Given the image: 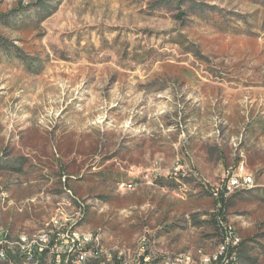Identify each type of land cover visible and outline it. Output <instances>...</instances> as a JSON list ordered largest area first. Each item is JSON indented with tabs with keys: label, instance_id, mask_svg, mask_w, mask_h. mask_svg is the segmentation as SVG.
Wrapping results in <instances>:
<instances>
[{
	"label": "rangeland",
	"instance_id": "obj_1",
	"mask_svg": "<svg viewBox=\"0 0 264 264\" xmlns=\"http://www.w3.org/2000/svg\"><path fill=\"white\" fill-rule=\"evenodd\" d=\"M228 170L255 184L222 203ZM59 219L130 264L226 229L264 264V0H0V229Z\"/></svg>",
	"mask_w": 264,
	"mask_h": 264
},
{
	"label": "built area",
	"instance_id": "obj_2",
	"mask_svg": "<svg viewBox=\"0 0 264 264\" xmlns=\"http://www.w3.org/2000/svg\"><path fill=\"white\" fill-rule=\"evenodd\" d=\"M229 170L227 171V181L224 186H221L220 201L222 198L229 197L232 191L240 187L255 184L254 177H244L242 170H240L238 178H230ZM183 175H187V173H183ZM46 231H53V238L43 237L37 241L28 240L27 246L15 245L11 235L4 236L0 242V258H4L5 249L17 248V256L8 258V264H18L19 252H28L32 260L43 259V264H104V262H89L90 248L92 245H97L95 241L88 242V249H80L77 246L75 220L59 219L52 221V225H49ZM224 235L226 252L221 258H223V264H231L233 250L235 247H240L241 244L231 242V230L226 229ZM100 248L101 246H99ZM218 260L219 258H216L214 262ZM149 262L150 257H145V255L135 259V264H148ZM111 264H119V262L115 261V257H112Z\"/></svg>",
	"mask_w": 264,
	"mask_h": 264
},
{
	"label": "bare ground",
	"instance_id": "obj_3",
	"mask_svg": "<svg viewBox=\"0 0 264 264\" xmlns=\"http://www.w3.org/2000/svg\"><path fill=\"white\" fill-rule=\"evenodd\" d=\"M243 175H244V177H251V176L244 174V173H243ZM230 178H238V176H232ZM251 186L252 185H247L246 187H240V188L232 191L231 193L244 190V189L251 187ZM10 235L11 234L9 231H6L5 229L4 230L0 229V242H1V238H3L4 236H10ZM43 237L44 238H53V231H46V229H43V230H40L36 234H33V235L19 234L16 238H14V243H15V245H18V246H27L28 240L37 241V240L42 239ZM75 238L77 239V246L80 247V249H88V242L95 241V243H97V245H92L90 248L89 262H104V264H111V258L112 257H115V261H117V259H119L118 261L121 260L122 253L119 254V257H116L113 253L104 249V247L100 244L99 239H97V238L94 239L92 234L85 233V232L81 231L77 226H76V231H75ZM99 246H101L100 249H99ZM139 254H140V251H139ZM14 256H17V248L5 249L4 250V258H0V262L8 263V258H12ZM219 256H221V254ZM134 257H135V255H134ZM120 262L122 264H130L129 262L123 261V260H121ZM213 262H214V260H213ZM18 264H43V259L32 260V258L29 257L28 252H19L18 253ZM73 264H81V263H73Z\"/></svg>",
	"mask_w": 264,
	"mask_h": 264
},
{
	"label": "crops",
	"instance_id": "obj_4",
	"mask_svg": "<svg viewBox=\"0 0 264 264\" xmlns=\"http://www.w3.org/2000/svg\"><path fill=\"white\" fill-rule=\"evenodd\" d=\"M235 120V116L234 115H231V122L229 123V128H233V127H235L234 125H237V128L240 126V124L239 123H237V122H235L234 121ZM200 127V125L198 126V128ZM203 133V132H202ZM211 136H214V133L212 134V133H208L207 134V137L208 138H210ZM206 137V138H207ZM206 160L207 161H209V162H213V168L212 169H216V165H217V169H222V167H223V164L224 163H222V159L220 158H217V156L216 155H214V156H212V157H210V156H208L207 155V157H206ZM244 168V171L247 173V174H249L248 172H253V171H255L256 170V168H257V166L252 162V164L251 165H249V164H247V166L245 167V164H244V162H241L239 165H238V167H237V169L236 170H239L240 168ZM255 169V170H254ZM218 170V171H219ZM217 171H215V172H213V174L215 175V173H216ZM258 173V172H257ZM251 175V174H250ZM253 176V175H252ZM249 190V189H248ZM250 190H252V189H250ZM27 234V233H26Z\"/></svg>",
	"mask_w": 264,
	"mask_h": 264
},
{
	"label": "trees",
	"instance_id": "obj_5",
	"mask_svg": "<svg viewBox=\"0 0 264 264\" xmlns=\"http://www.w3.org/2000/svg\"><path fill=\"white\" fill-rule=\"evenodd\" d=\"M224 198L221 199V202L224 203ZM246 242H241V245L238 249V253H239V257L241 256V254L244 252V248H245ZM244 257V256H243ZM245 259L247 260V262L245 264H256L253 259L251 257H246ZM117 262H119V264H122L120 261L117 260ZM0 264H8L5 262H0ZM213 264H223V258H219L218 261L213 262Z\"/></svg>",
	"mask_w": 264,
	"mask_h": 264
}]
</instances>
